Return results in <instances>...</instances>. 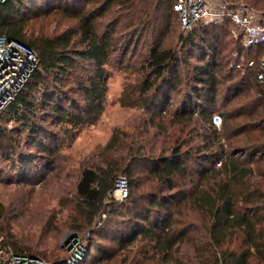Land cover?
I'll use <instances>...</instances> for the list:
<instances>
[{"label": "trees", "instance_id": "trees-1", "mask_svg": "<svg viewBox=\"0 0 264 264\" xmlns=\"http://www.w3.org/2000/svg\"><path fill=\"white\" fill-rule=\"evenodd\" d=\"M152 1L175 15L180 27L174 10L177 0ZM220 1L229 9L254 13L264 24V0ZM82 2L92 8L99 6L100 13L82 9ZM138 4L152 6L147 0H6L0 5V37L26 46L37 59L24 87L0 115V143L4 144L0 160L17 181L36 180L30 179L28 160L20 156L25 152H18L15 144L21 137L25 148L35 147L37 157L49 158L58 141L74 139L100 117L107 91L106 67L115 62L122 65L129 45H121L113 31H98L96 22L117 5L132 13L133 26L144 24L145 29ZM52 9L76 20L77 29L49 34L45 23H40L37 33L35 27H28L35 14ZM232 29L225 20L179 34L177 48H168L161 41L151 45L139 66L138 81L124 87L119 99L122 106L160 118L170 113L172 99L177 96L172 120L191 123L205 117L210 137L204 151L196 155L173 147L168 155L156 156L143 153L142 148L120 153L124 143L114 131L100 153V163L83 169L74 189L72 228L76 233L84 228L104 232L110 227L101 226L102 217L112 218V224L116 219L109 238L112 253L92 247L96 262L108 264L124 254V264H183L176 255L181 246L189 244L201 264H251L253 260L264 264V191L250 181L252 164L263 169L264 181V141L249 146L243 158L238 156L240 150L230 145L241 137L256 140L262 135L264 139V85L255 79L264 46L243 47L240 37L231 35ZM129 35L134 38L137 34L130 31ZM226 38L238 46L232 61L237 63L236 72L242 73L237 81H233L237 77L233 75L235 65L229 68V75L225 73L228 65L222 44ZM249 62H253L252 67L247 66ZM181 68L186 75H179ZM79 70L82 74L78 76ZM222 88L224 107L243 92L253 93L246 92L239 107L219 113L216 109ZM216 114L221 118L218 129L211 123ZM9 121L13 123L10 129L4 127ZM222 141L229 142L226 149ZM118 180L126 181V197L121 211L112 210L110 215L108 201H113ZM143 184H147L145 189ZM185 209L196 212L205 222L201 237H191L196 228L182 221ZM4 214L0 204V220ZM232 241L238 248H229ZM1 244L7 257H33L22 253L13 241ZM132 251L131 258L127 255Z\"/></svg>", "mask_w": 264, "mask_h": 264}, {"label": "rangeland", "instance_id": "rangeland-1", "mask_svg": "<svg viewBox=\"0 0 264 264\" xmlns=\"http://www.w3.org/2000/svg\"><path fill=\"white\" fill-rule=\"evenodd\" d=\"M147 1L152 4L151 7H147L145 4L136 6L139 11L138 16L145 22V29L144 24L133 26L132 13L119 9L117 5H112L96 22L98 31L109 30L111 33L113 31V36L121 45L124 43L129 45L122 65L115 62L106 67L108 72L107 91L100 117L93 124L82 128L74 139L58 141L53 156L49 158L46 155L37 157L34 146L25 148L22 137L15 142L18 152L23 150L26 153H20V156L21 159L23 157L28 160L27 164L30 170L28 174L33 175V177L29 176L30 179L36 180L17 181L18 178L11 172L9 166L0 160V166L3 167L0 168V204L5 209L4 217L0 220V241L2 243L15 242L23 250L22 253L33 256L32 259L36 264H56L58 262H62L61 264H106L96 262L97 258L92 247L112 253V244L109 238L111 237L110 230L116 223V219H113L114 223L112 224V218L109 220L105 215L102 217L104 222L101 226L110 227L104 232H95L97 231L95 228L88 230L84 228L83 231L77 233L72 228V219L74 217V189L80 173L83 169L94 167L100 163V153L114 131L119 132V139L124 143V150L120 153H133L138 151V148H142L143 153L159 156L168 155L173 147H181L183 151L196 155L198 152L204 151V147L207 146L210 136L206 131L208 125L205 117L191 123H175L172 120V111L177 106V96L172 99L170 113L163 118L120 104L119 99L124 87L134 85L138 81L139 66L150 46L161 41L168 48H177L179 34L186 32L178 26L175 15L170 14L166 7L158 8L155 1ZM239 3L242 2L239 1ZM81 8L84 10L93 9L95 13H100L99 6L94 5L92 8L82 2ZM35 15L27 25L35 27L36 33L40 23L46 24L49 34H59L65 30L75 31L78 27L76 20L62 14L59 10L52 9L47 14ZM130 31H135L137 35L133 38L132 35H129ZM131 40L132 43L135 42L134 45L131 44ZM237 48L238 46L232 41L224 39L222 55L225 57L224 62H227L228 65L225 73L229 75V68L231 69L235 65L233 75L237 77L233 81H237L242 76V73L236 72L237 63L232 62ZM178 72L180 76L186 75L183 68ZM81 74L82 72L79 70L77 75ZM221 92L216 109L220 111L219 113H226L239 107L245 102V93L248 92L249 95L253 93L250 90L243 92L224 107L223 88ZM216 115L219 116V114ZM5 126L10 129L13 126L12 121L7 122ZM261 136L256 140L244 137L234 139L230 144L231 149H239L238 156L243 158L246 156V149L249 146L262 144L264 139ZM220 143L224 145L225 149L229 144L227 141ZM2 146L4 144L0 143V153ZM15 159L18 162L20 158L16 156ZM251 169L253 171L251 183L259 185L264 191V181L260 174L263 173V169L255 164L251 165ZM146 185L143 184L144 189ZM126 186V181L118 180L113 193V201H108L107 211L110 215L112 210L118 213L121 211V202L124 199H121L119 190L121 187L126 190ZM181 219L196 228V231L191 233V237H201L205 222L199 214L185 209ZM95 233H99V235L97 236ZM8 235H11L12 239H7ZM228 246L229 248H238V243L232 241ZM133 254L134 251L127 256L132 258ZM123 255L121 254L122 257H124ZM176 256L182 258L183 264L202 263L194 257L189 244L181 246ZM122 257L108 264H124L121 261ZM145 264L157 263L147 262ZM251 264H257V261L253 260Z\"/></svg>", "mask_w": 264, "mask_h": 264}, {"label": "built area", "instance_id": "built-area-1", "mask_svg": "<svg viewBox=\"0 0 264 264\" xmlns=\"http://www.w3.org/2000/svg\"><path fill=\"white\" fill-rule=\"evenodd\" d=\"M5 1L0 0V5ZM174 10L179 15L180 27L185 31L229 20L233 26L231 35L235 39L240 37L243 47L264 46V24L248 10L229 9L220 0H177ZM36 66V56L30 49L16 41L0 37V115L22 90ZM247 66L252 67L253 62H249ZM255 79L264 85V58L258 65ZM211 123L219 128L221 118L214 115ZM119 191L121 199H124L126 190L121 187ZM0 257L2 264H36L34 259L25 256H5L1 241Z\"/></svg>", "mask_w": 264, "mask_h": 264}]
</instances>
